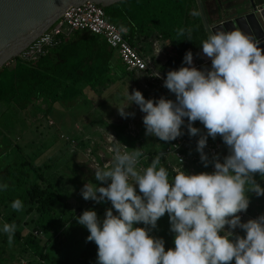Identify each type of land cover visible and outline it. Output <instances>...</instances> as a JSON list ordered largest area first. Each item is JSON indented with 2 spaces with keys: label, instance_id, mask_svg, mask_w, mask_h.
<instances>
[{
  "label": "clouds",
  "instance_id": "9594fccd",
  "mask_svg": "<svg viewBox=\"0 0 264 264\" xmlns=\"http://www.w3.org/2000/svg\"><path fill=\"white\" fill-rule=\"evenodd\" d=\"M120 30L127 31L124 26ZM176 36L185 37L186 30L178 28ZM258 44L239 30H209L199 47L210 67H193L192 53L186 51L182 66L165 73L162 86L174 100L161 97L154 103L126 88L124 101L116 107L118 114L133 115L124 109L135 103L143 113L146 136L174 140L183 134L186 118L189 136L199 132L192 126L198 121L207 137L219 135L227 155L222 162L212 157L211 173L187 174L180 169L170 178L169 169L161 164L163 153L137 168L141 158L147 159L139 148L122 152L113 147L111 164L92 168L96 181H109L106 186L85 183L80 190L84 200L106 199L111 208L104 210L103 219L93 210L74 217L88 232L85 241L96 246L95 264H264V215L243 223L237 215L248 206L246 193L264 194L252 178L253 173L264 177V54ZM206 136L196 141L205 167ZM7 188L0 183V192ZM10 208L20 211L21 201L13 200ZM165 213L174 234V247L168 250L163 239L149 235ZM15 228L14 223L0 224L9 246ZM235 228L243 236L233 235Z\"/></svg>",
  "mask_w": 264,
  "mask_h": 264
},
{
  "label": "trees",
  "instance_id": "16d2710c",
  "mask_svg": "<svg viewBox=\"0 0 264 264\" xmlns=\"http://www.w3.org/2000/svg\"><path fill=\"white\" fill-rule=\"evenodd\" d=\"M132 1H135V10L131 12L129 3ZM103 11L109 22L118 28L124 26L127 29L124 37L132 46L139 38L144 37L159 38L163 41L166 61L158 66L163 76L167 71L181 67L184 53L190 51L193 54L199 50L200 42L207 36L196 0H123L103 8ZM178 28L186 30L185 37L176 36ZM177 39L180 41H176ZM133 74V71L125 69L115 51L108 47L101 36L87 30H76L46 55L34 61L25 62L16 57L0 67V103L6 105V111L9 113L18 114L26 111L29 106L39 108V104L45 101L42 114L44 123H41L46 124L47 118H51L55 103L68 110L80 108L83 96L88 90L96 94L101 93L115 81H122L124 77ZM158 90L164 93L166 99L174 100V95L166 88ZM192 126L199 129V132L193 136L187 134L192 144L184 151L191 156L192 163L197 162L196 166L200 170L211 173L212 157L202 150L209 160L205 167L196 151V141L200 135L206 136V130L198 121H193ZM109 127L121 142L134 149L133 138H126L122 133H118L113 124H109ZM7 129L5 126L0 131V183L8 185L6 191L0 192V224L14 223L16 228L11 246L6 242V235L0 234V264H21V260L25 261V264H95L96 246L91 241H85L88 235L86 228L83 229V237L79 239L83 242L75 260L64 259L61 262L52 254L54 249H59L55 244L59 239L62 241L69 238V227L75 224L74 217L80 215L84 201L73 209L61 193L60 179L46 173L50 166L40 165L38 155H34L35 160H32L16 141V136L5 135ZM58 136H51L46 139V143L57 145L61 142ZM206 141H219L223 144L219 135L215 139L206 136ZM166 147L161 144V151L156 148L147 149L144 152L147 159L141 158V167H146L153 156L163 153L161 164L169 169L171 178L174 173L169 164H179L174 158L170 160V157L164 154ZM226 155L227 152L220 154L218 160L222 162ZM181 170L185 171L186 168L181 167ZM108 182H101V185L106 186ZM246 194L248 199L252 195ZM15 199L21 201V210L25 214H33L29 222L24 221V224L19 225L17 215L21 210L14 211L10 208ZM249 209L247 206L245 211ZM28 223L31 226L27 230L25 226ZM152 229L157 233H171L167 213L156 221V227ZM165 248L168 250L171 245Z\"/></svg>",
  "mask_w": 264,
  "mask_h": 264
},
{
  "label": "rangeland",
  "instance_id": "374dc122",
  "mask_svg": "<svg viewBox=\"0 0 264 264\" xmlns=\"http://www.w3.org/2000/svg\"><path fill=\"white\" fill-rule=\"evenodd\" d=\"M254 1L255 4L259 6L260 1ZM133 2L135 1L129 3L131 12L134 9ZM205 3L207 4L211 18H213V24L216 25L228 19L230 16H233L232 14H235V6H239L240 14H245L250 10L247 0H207ZM218 4L220 7L216 8ZM221 16L225 18L222 19ZM240 23L244 26V33L249 34L248 31H246L247 28L245 24L242 21ZM153 39L154 38L151 37V41ZM151 41L141 38L137 43L138 47L135 49L137 51L143 49V51L139 50L138 52L143 56V52H145L147 56H151L150 54L155 51L153 49L158 46V43H154L151 46ZM147 46L149 47L147 48ZM144 47L146 48L144 49ZM126 88L129 94H131L133 89L138 90L145 100L152 99L154 103L156 99L161 97L165 98V95L162 96L155 90H152V94H150L146 89L144 73L134 72L132 76L124 77L122 81L121 79L115 81L114 84L107 87L101 93L96 94L88 90L83 96L81 101L82 106L80 105V108L68 110L59 103H55L52 108L51 118H47L46 124L41 123H44L42 114L44 113L45 101L39 104V108L29 106L26 111L19 112L18 114L9 113L6 111V105L0 103V121L2 124L0 125V131L1 128L6 126L8 129L5 135L16 136V141L21 145L25 153L30 155L32 160H35L36 156L34 155H38L40 156L38 160H41L39 162L40 165L45 164L50 166L49 169H46V173L53 174L60 179L62 187L61 193L69 201L73 209H76L84 201V207L80 211V214L85 210H93L98 219H103L104 210L106 208H111L110 203L106 199L103 203H94L92 200H84L80 195V190L85 183L102 186L101 182L94 179L92 168L97 165L101 167L110 165L112 156L111 149L113 147H119L122 152L132 150L126 143L119 140L114 130L109 127V124L115 125L118 133H122L124 137L133 138V148H139L143 153L146 152L147 149L153 148L161 151V144L167 146L169 142L160 141L154 136L145 135L141 119L143 113L139 111L135 103L130 104L124 109L126 113H132L133 115L122 118L118 114L116 107H119L124 101ZM186 122L184 124H187ZM57 135H59L58 137L61 140L60 143L57 145L56 143L52 145L46 143V139ZM123 146H125V148ZM225 152H227V148L222 144L219 155ZM169 157L170 160L173 159L172 156ZM174 160L177 161L176 159ZM183 160L184 167H181L186 168L184 171L185 173L198 174L203 172L194 162H191L189 155L183 154ZM35 162L37 163L38 161ZM176 165L177 164L172 162L169 164L171 168L173 167V171L180 170L181 168L175 167ZM137 168H142L140 162ZM252 178L255 183L264 189V177L253 173ZM248 193H252V195L249 194L248 208L250 209L247 212L243 211L237 213L242 223L248 219H255L259 215H264V194L256 196L254 192ZM22 210L17 215L20 221L19 225L24 224V221L29 222L30 218L33 217V214H25ZM113 214L115 215V210H113ZM74 223L75 224L69 227V238L62 239V241L59 239L58 243H55L59 249H54L52 251L54 257L61 262H63L64 259L75 260L79 254L78 249L83 242L79 239L84 235V227L76 222ZM30 226L31 224L28 223L25 228L28 230ZM134 227L146 226L135 224ZM152 230L153 229H150L149 231L150 236L154 234V238L163 239L165 247H168V245L174 247L173 243L170 242L173 240V233H157ZM232 232L233 234L243 235V231L239 228L233 229ZM165 247L164 249H166Z\"/></svg>",
  "mask_w": 264,
  "mask_h": 264
},
{
  "label": "built area",
  "instance_id": "2783aa9c",
  "mask_svg": "<svg viewBox=\"0 0 264 264\" xmlns=\"http://www.w3.org/2000/svg\"><path fill=\"white\" fill-rule=\"evenodd\" d=\"M76 30H87L92 34L101 36L109 48L113 49L125 69L137 73H146L147 79L155 85L163 88V75L157 72V69L144 58L134 46L124 37V33L113 23L109 22L103 8L93 2L86 1L77 6H69L61 16L41 35L32 41L20 54L19 58L25 62H31L44 56L48 51L59 45L66 37L70 36ZM202 57V54L196 56ZM210 62L209 58H203L202 64ZM158 73V76L156 75ZM184 123L186 122V118ZM187 123V122H186ZM182 135L171 140L167 144L164 154L172 156L179 165L183 166L184 150L189 149L191 141L187 136V128L181 125ZM222 144L219 141H206L204 151L210 156H216L219 159V151ZM125 148V146H123ZM189 158L192 160L191 156ZM195 159V157H193ZM197 164V162H195ZM173 170V167H172ZM21 264L25 261L21 260Z\"/></svg>",
  "mask_w": 264,
  "mask_h": 264
},
{
  "label": "water",
  "instance_id": "95a60500",
  "mask_svg": "<svg viewBox=\"0 0 264 264\" xmlns=\"http://www.w3.org/2000/svg\"><path fill=\"white\" fill-rule=\"evenodd\" d=\"M86 1L102 8L123 0H0V67L8 64L39 35L45 32L69 6H77ZM250 10L240 14L239 6L234 7L233 16L221 21L222 30H230V25H237L244 33V26L249 35L259 41L264 52V0L257 6L254 0H247ZM204 28H210L205 20L201 0H196ZM238 11V13H237ZM236 15V16H235ZM235 16V17H234Z\"/></svg>",
  "mask_w": 264,
  "mask_h": 264
},
{
  "label": "crops",
  "instance_id": "0c3cea01",
  "mask_svg": "<svg viewBox=\"0 0 264 264\" xmlns=\"http://www.w3.org/2000/svg\"><path fill=\"white\" fill-rule=\"evenodd\" d=\"M207 0H204V1H202L201 3H202V10H203V14H204V17H205V20H206V22L208 23V25H209V28H210V30H216V29H221V27L220 26H218L219 24H213V18H211V15H210V13L208 12V8H207V4L205 3ZM217 1H219V0H217ZM219 3V2H218ZM217 7H220L219 6V4L218 5H216V8ZM199 10V9H198ZM200 13V12H199ZM227 17V16H226ZM229 17V16H228ZM221 18L222 19H224L225 17L224 16H221ZM230 18V17H229ZM216 25V26H215ZM239 27H237V25H230L229 26V29L230 30H239L238 29ZM205 29V28H204ZM205 31L207 32V34H208V31L205 29ZM145 39H148V41H151V37H149V38H146V37H144ZM154 38V37H153ZM139 39H141V38H139ZM139 39L137 40V42H136V44L134 45V47L136 48V47H138V41H139ZM163 41H161L159 38H154L152 41H151V46L154 44V43H158V46L155 48V49H153V50H155V51H153L150 55L151 56H147L146 54H145V52H143L144 53V58L146 59V60H148L149 61V63L150 64H152L156 69H157V72H159L160 74H162L161 73V71L159 70V68H158V66L159 65H162V64H164L165 63V61H166V51L164 50V44L162 43ZM162 44V45H161ZM149 46H147V48H148ZM146 47H144V49H145ZM139 51V50H138ZM116 53V52H115ZM117 54V53H116ZM141 54V53H140ZM197 54H202V52H201V49H199V50H197L196 52H194L193 54H192V66L193 67H195V68H197L198 70L199 69H207L208 67H210V62L209 63H207V64H202L201 62L203 61V58L205 59L206 57L202 54V57H200L199 55L198 56H196ZM262 54H264V52L262 53ZM142 55V54H141ZM143 56V55H142ZM188 65H186V67H187ZM163 75V74H162ZM144 77H145V79H146V89L149 91V93L150 94H152L151 92H152V90H155V91H157L159 94H161L162 96H164V93L161 91V92H159V90H158V88H161V87H159L158 85H155V84H153L152 82H150L148 79H147V76H146V73L144 72ZM164 77V76H163ZM111 86V85H110ZM109 87V86H108ZM165 99H166V97H165Z\"/></svg>",
  "mask_w": 264,
  "mask_h": 264
},
{
  "label": "flooded vegetation",
  "instance_id": "af4514ba",
  "mask_svg": "<svg viewBox=\"0 0 264 264\" xmlns=\"http://www.w3.org/2000/svg\"><path fill=\"white\" fill-rule=\"evenodd\" d=\"M255 2V1H254Z\"/></svg>",
  "mask_w": 264,
  "mask_h": 264
}]
</instances>
